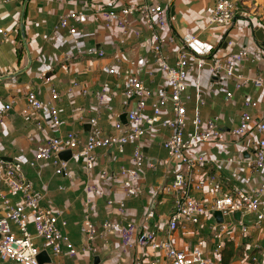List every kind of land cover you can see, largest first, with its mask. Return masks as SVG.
Wrapping results in <instances>:
<instances>
[{
    "label": "built area",
    "instance_id": "built-area-1",
    "mask_svg": "<svg viewBox=\"0 0 264 264\" xmlns=\"http://www.w3.org/2000/svg\"><path fill=\"white\" fill-rule=\"evenodd\" d=\"M11 2L0 0V7ZM240 14L237 2L217 0L208 17V26H229ZM98 16L104 29L117 28L125 39L133 36L139 39L143 31L151 35L154 64L163 74L168 90L155 93L133 71L126 70L124 89L130 102L126 111L128 123H122L119 115L114 123L115 133L108 136L91 132L87 138H83L74 131L64 132L59 109L62 96L54 85L50 86L46 100L35 90L28 93L24 121L32 128L33 134L42 133L46 125L54 132L53 136L45 137L36 144L34 159L30 162V167L40 180L48 164L55 177L72 181L69 168L72 162L81 164L86 172H92L98 166L99 151L125 155L129 145L133 144L130 167L121 166L118 175L106 171L99 174V180L107 188L113 184L121 186L123 199L116 200L108 196L106 206L108 209H117L123 218L96 222V197L100 187L86 184L81 198V231L84 239L80 248L75 247L65 233L69 226L65 212L53 207L49 192L36 187L28 178L21 161L5 159L0 153V264H40L38 257L42 251L46 250L53 260L64 253V248H67L71 258L81 252L96 258L100 252L97 238L101 234L118 236L125 254L137 248H151L157 254L151 264H220L221 252L230 240L228 234L239 232L246 237L261 230L264 223V119L255 124L261 137L255 144L250 175L244 180L247 186L225 190L216 172L207 170L206 174H201L209 160L194 150L208 143L220 142L225 133L220 127L219 116L203 117L202 108L207 104L203 97L199 98L193 117L189 118V104L194 100L189 78L194 73L207 72L210 77L208 89L212 94H217L218 81L233 82L235 91L242 90L249 83L257 89L263 88L262 75L248 77L243 73L246 63H254L258 56H252L247 49L235 50L230 47L224 55L217 57V48L195 35L183 37L173 56V52L169 51L171 41L165 32L172 30L176 17L170 15L162 2L140 0L136 5L103 8ZM133 20L141 23L143 29L133 28ZM89 21L90 16L85 11L76 9L68 11L60 19L58 27L76 36L79 28ZM0 33L5 34L2 30ZM75 42L78 43L76 39ZM228 45L232 46L231 43ZM95 54L100 59L106 57L102 48H97ZM107 71L113 76L117 75L115 66L109 67ZM79 85L75 82L71 89L80 88ZM109 89L110 84L106 82L101 90L95 92L99 107L105 102ZM82 91L87 93V90ZM225 96L227 101H231L234 93L225 90ZM12 107L10 103L0 107V120L9 116ZM258 108L257 101L244 99L239 123L228 130L234 144L242 145V139L248 135L255 122L253 111ZM98 120L90 118L84 122L95 126ZM188 122L194 130L192 134L187 133ZM158 129L169 132L163 148L168 155V164L178 166L173 179L163 185L160 191L163 195L175 197V203L163 227L154 225L144 230L134 221L124 218L127 213L126 202L140 195V183L145 171L155 173L165 164L164 159L150 157L145 152L153 143ZM66 151L72 153L69 162L59 158ZM236 161L234 157L228 160L230 164ZM256 174L261 175L262 180L253 186ZM58 189L63 191L64 186ZM192 190L199 193L209 190L214 194L212 202L206 204L193 198L189 195ZM216 212L222 213V222L216 219ZM236 213H241L239 221L235 218ZM249 218L251 222H248ZM30 227L34 228V233H31ZM189 229L197 235L207 230L209 241L201 239L199 245L181 249L176 243L177 233ZM209 244L212 245L210 251Z\"/></svg>",
    "mask_w": 264,
    "mask_h": 264
},
{
    "label": "crops",
    "instance_id": "crops-1",
    "mask_svg": "<svg viewBox=\"0 0 264 264\" xmlns=\"http://www.w3.org/2000/svg\"><path fill=\"white\" fill-rule=\"evenodd\" d=\"M140 0H30L26 16V41L32 57L29 65L28 54L22 42L20 31V16L25 0H12L0 7V107L12 104L8 117L0 120V153L5 157L16 159L24 164L25 169L34 159L36 144L45 137L54 135L48 125L42 133L33 134L32 128L25 121L27 95L37 91L46 100L49 88L54 85L62 96L59 103L63 131L80 133L87 138L91 132L108 136L115 133L114 123L119 115L128 110L129 98L124 89V72L133 71L144 80L155 93L168 90L163 74L154 64L151 52V35L143 31L141 38L125 39L117 28L106 30L101 24L99 12L103 8H120L126 4L136 5ZM162 2L170 15L176 17L171 31L165 32L171 43L169 51L176 55L177 45L187 35L198 36L202 41L217 46V57L224 55L230 47L235 50L247 49L252 56L257 54L254 63L247 62L243 73L248 77L262 75L264 77V47L259 37L264 36V0H233L238 3L241 14L229 26H208V17L217 0H149ZM83 10L90 16L88 24L79 28L76 36L59 29L60 19L71 10ZM133 28H142V24L133 20ZM75 39L78 43L75 42ZM231 43L232 46L228 44ZM97 48L106 52V57L100 59L95 54ZM116 67L117 75L108 73L109 67ZM23 73L19 74L21 71ZM18 74L16 76H13ZM152 74L153 76H150ZM48 79V80H47ZM210 77L207 72L192 74L189 78L190 91L194 100L189 104V118L197 108L200 97L205 98L207 104L202 108L204 118L219 116L220 127L224 136L220 142L208 143L196 148L194 152L204 154L209 160L201 174L207 170L216 172L225 190H234L247 186L245 178L250 175L251 164L256 142L260 133L255 124L264 119V87L255 88L252 83L247 84L240 91H235L233 82L218 81L217 94L209 92ZM79 83L80 88H72L73 83ZM110 84L105 102L102 107L95 98V92L101 90L104 83ZM82 90H87L85 94ZM225 90L232 91L234 98L226 100ZM245 98L255 100L259 108L253 111L255 119L248 135L242 139V145L232 142L228 130L239 123L242 103ZM99 118L95 126L84 121ZM89 126V127H88ZM187 133L192 134L190 122L186 126ZM153 143L145 149L150 157H159L165 164L159 171L152 173L145 171L140 183V195L127 200V213L124 217L134 221L140 228L146 230L154 225H165V218L174 207L175 197L163 195L160 188L171 181L178 171V166L168 164V155L163 148L169 132L158 129ZM134 145L127 148L125 155L109 154L103 150L98 152V166L92 172H86L81 164H70L72 181L57 179L50 165H46L43 178L39 183L33 182L41 191H48L53 207L65 212L69 226L65 233L71 243L80 248L84 239L81 231L82 204L76 202L80 194V201L86 184L97 185L100 191L96 197L95 221L102 222L108 218H123L117 209H108L106 198L113 197L121 200L124 197L119 184L106 186L99 180V174L106 171L118 175L121 166H131V154ZM237 161L230 164V158ZM34 172V171H33ZM50 172H52L50 174ZM199 175H197L198 177ZM261 175H254L253 186L262 180ZM62 180V181H61ZM64 186L63 191L59 187ZM193 198L210 204L214 194L205 190L201 193L190 191ZM264 210V198L262 200ZM256 241H264V223L262 229L254 231ZM194 230L179 231L177 245L181 249H190L198 240ZM100 248L99 262L88 253L81 252L76 257H69L67 248L64 253L55 257L52 264H151L157 255L151 248H137L127 254L123 253L118 236H103L97 238Z\"/></svg>",
    "mask_w": 264,
    "mask_h": 264
},
{
    "label": "rangeland",
    "instance_id": "rangeland-1",
    "mask_svg": "<svg viewBox=\"0 0 264 264\" xmlns=\"http://www.w3.org/2000/svg\"><path fill=\"white\" fill-rule=\"evenodd\" d=\"M217 46H219V44H217L215 48H217ZM72 164H77V163L74 161L71 163V165ZM25 171L29 179H31L35 183H39L40 179L33 172V169L30 166H28L25 169ZM51 173L52 172H50V174ZM58 179L60 178H57L56 181ZM79 197H80V194L76 196V202L81 204ZM80 213H82L81 208H80ZM251 221L252 219L249 218L248 222H251ZM30 228H31V233H34V228L33 227H30ZM198 236H199L198 240L194 243V245H199L200 244L199 241L201 239L205 241H209V234L207 230L201 231L200 235ZM227 236L228 238H230L231 241H234V243L236 244L237 252H238L237 257L232 261L231 264H262V260L264 259V241H256L254 237L256 236V234L254 232L251 235L246 236V237L241 236L239 232H233L231 234H228ZM211 248H212V245L209 244L208 251H210ZM207 253L211 254L212 252H207ZM54 261H56L55 258H54Z\"/></svg>",
    "mask_w": 264,
    "mask_h": 264
},
{
    "label": "water",
    "instance_id": "water-1",
    "mask_svg": "<svg viewBox=\"0 0 264 264\" xmlns=\"http://www.w3.org/2000/svg\"><path fill=\"white\" fill-rule=\"evenodd\" d=\"M29 1L30 0H25L24 4H23V8H22V11H21V16H20V31H21V35H22V42L24 44V48L28 54V59H29V65L28 67L26 68V70L32 65V57H31V54L29 52V48H28V45H27V41H26V31H25V25H26V16H27V9H28V4H29ZM259 41L262 43V47H264V36L263 37H259ZM25 70L21 71L19 74L23 73ZM18 74H15L13 76H16ZM8 77H0V80H6ZM120 120L122 123L124 124H127L128 121H127V113H123L121 116H120ZM89 127V126H88ZM59 158L65 162H69L72 158V153L71 151H66V152H63L59 155ZM5 159H8V160H12L10 158H5ZM215 217L216 219L219 221V222H222L223 221V215L222 213L220 212H216L215 213ZM235 218L239 221L241 219V213H236L235 214ZM38 261L40 264H52L53 263V260L52 258L50 257L49 253L44 250L41 252V254L39 255L38 257ZM95 262H99V258L97 257L95 259Z\"/></svg>",
    "mask_w": 264,
    "mask_h": 264
},
{
    "label": "trees",
    "instance_id": "trees-1",
    "mask_svg": "<svg viewBox=\"0 0 264 264\" xmlns=\"http://www.w3.org/2000/svg\"><path fill=\"white\" fill-rule=\"evenodd\" d=\"M237 255L238 252L234 241H227L223 251L221 252L220 264H231Z\"/></svg>",
    "mask_w": 264,
    "mask_h": 264
}]
</instances>
